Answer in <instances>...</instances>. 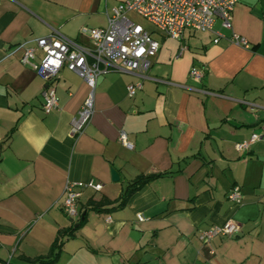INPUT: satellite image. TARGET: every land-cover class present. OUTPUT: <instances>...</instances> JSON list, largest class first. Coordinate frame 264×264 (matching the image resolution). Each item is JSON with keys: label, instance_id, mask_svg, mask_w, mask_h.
Returning <instances> with one entry per match:
<instances>
[{"label": "crops", "instance_id": "obj_1", "mask_svg": "<svg viewBox=\"0 0 264 264\" xmlns=\"http://www.w3.org/2000/svg\"><path fill=\"white\" fill-rule=\"evenodd\" d=\"M121 1L0 0V264L45 255L78 218L61 209L65 185L89 180L101 189L81 190L85 221L53 264H264V0H237L229 29L215 21L216 42L211 32L175 40L153 30L159 48L145 77L99 75L90 122L73 136L89 86L62 66L57 107L44 113L46 84L21 63L19 45L55 30L89 46L79 29L105 26ZM233 34L248 46L232 43ZM42 55L36 49L34 61ZM191 68L203 71L200 81ZM136 81L141 88L128 96ZM252 133L260 137L236 150ZM138 175L154 177L122 207L85 210L89 198H118ZM234 186L239 204L226 197ZM227 221L239 225L233 235L199 240L200 230Z\"/></svg>", "mask_w": 264, "mask_h": 264}, {"label": "built area", "instance_id": "obj_2", "mask_svg": "<svg viewBox=\"0 0 264 264\" xmlns=\"http://www.w3.org/2000/svg\"><path fill=\"white\" fill-rule=\"evenodd\" d=\"M237 0H123L111 7L107 15V23L103 27H81L79 34L90 41L89 46L79 43L53 30L49 34L34 39V46L22 47L20 61L32 68L44 80L42 110L48 113L57 107L55 96V78L62 66L79 75L90 90L81 107L71 120L70 131L74 136L82 133L89 124L94 111L93 89L96 79L108 70L136 73L145 77L151 65V59L159 48L158 41L152 31L136 23L129 13L136 14L150 23L154 29L168 38L180 40L184 31L211 32L216 42L221 34L214 29V23L219 21L225 29L231 27V13ZM229 40L239 46L247 47V40L236 34ZM43 53L40 61L35 62V50ZM183 48H181L182 50ZM203 71L191 68L189 77L200 81ZM141 81L129 83L126 86L128 96H132L141 88ZM260 137L252 133L247 140L237 142L238 151L246 150ZM119 141L130 147L124 131L119 132ZM101 183L89 180L87 182L67 183L61 209L69 217L78 216L77 201L83 188L95 191L101 189ZM227 199L235 204L241 203L242 195L237 187L227 192ZM138 220L143 216L137 214ZM239 225L227 221L221 226H211L198 232V238L207 242L215 236L233 235Z\"/></svg>", "mask_w": 264, "mask_h": 264}, {"label": "trees", "instance_id": "obj_3", "mask_svg": "<svg viewBox=\"0 0 264 264\" xmlns=\"http://www.w3.org/2000/svg\"><path fill=\"white\" fill-rule=\"evenodd\" d=\"M154 175H138L133 180L128 182L125 187H123L118 198L114 200H109L106 197L102 196L99 199L95 200L89 198L85 203V210H94V211H110L114 208L122 207L125 205L128 198L131 194L136 191L139 187L147 183ZM82 211L78 212V218L74 224L70 227L60 230L52 244L50 245L48 252L45 255L38 256L36 258H25L27 264H53L56 262L59 252L64 241V238H68L74 235L76 229L85 221L86 213Z\"/></svg>", "mask_w": 264, "mask_h": 264}, {"label": "rangeland", "instance_id": "obj_4", "mask_svg": "<svg viewBox=\"0 0 264 264\" xmlns=\"http://www.w3.org/2000/svg\"><path fill=\"white\" fill-rule=\"evenodd\" d=\"M129 15H130V17H132V19H133L136 23H139V24L142 25L144 28H146V29H148V30H151V31H153V30L155 31L154 27H153L150 23H148L144 18H142V17H140V16H138V15H136V14H133V13H131V14H129ZM154 35H155L156 38L159 37V36H157V34H155V33H154ZM196 35H197V36H206V33L197 32Z\"/></svg>", "mask_w": 264, "mask_h": 264}, {"label": "water", "instance_id": "obj_5", "mask_svg": "<svg viewBox=\"0 0 264 264\" xmlns=\"http://www.w3.org/2000/svg\"><path fill=\"white\" fill-rule=\"evenodd\" d=\"M111 178L113 180H117L118 179V175H117V173L114 170H111ZM83 214H84V212H83Z\"/></svg>", "mask_w": 264, "mask_h": 264}]
</instances>
